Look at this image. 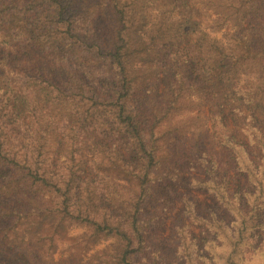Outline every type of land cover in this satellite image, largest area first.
Instances as JSON below:
<instances>
[{"label": "trees", "instance_id": "1", "mask_svg": "<svg viewBox=\"0 0 264 264\" xmlns=\"http://www.w3.org/2000/svg\"><path fill=\"white\" fill-rule=\"evenodd\" d=\"M191 1L0 0L1 253L25 233L29 264H52L54 236L71 223L86 228L76 258L113 240L95 264H167L148 247L162 225L150 211H170L172 189L188 188L231 218L203 219L188 194L178 199L182 215L213 236L204 241L211 260L264 264L255 239L264 214V0ZM206 108L214 138L215 125L222 130L218 149L251 192L229 196L206 145ZM92 126L120 139L131 159L89 141ZM86 144L95 178L82 183ZM173 233L171 264L203 257L185 224ZM46 243L50 259L34 250Z\"/></svg>", "mask_w": 264, "mask_h": 264}, {"label": "rangeland", "instance_id": "2", "mask_svg": "<svg viewBox=\"0 0 264 264\" xmlns=\"http://www.w3.org/2000/svg\"><path fill=\"white\" fill-rule=\"evenodd\" d=\"M200 0H192L191 3L194 6H198L200 4ZM94 88V87H93ZM210 109L206 108L205 116L208 119V128H209V140H207V147L209 150H213L212 153L219 157L222 163V170H221V177H225L226 181L228 182V194L233 199L237 195H242L244 192H251V187L247 184L245 178L240 177L233 169L231 162L229 160V156L227 153L222 152L218 149V135H222V130L216 124V136L211 134L212 125L214 124V116L212 117V113L210 114ZM227 113L223 112L222 116L226 115ZM228 119L227 117H225ZM61 119V118H60ZM63 121H66L63 119ZM231 124V123H230ZM92 130L86 131L88 133L91 142L97 143L103 146L107 151H116L122 158L126 160H130L131 156L125 150L124 144L120 139H117L111 135H109L105 128H94L92 126ZM235 130V128L232 127ZM79 134L82 133V130L78 132ZM234 135L237 132H233ZM63 132L59 133V139L56 142L55 152L53 155V163H56L59 159L60 148L63 144L62 141ZM240 143L246 148L250 159L253 162L257 161V153L251 146V141L248 139L244 142L240 140ZM82 157L84 160V167H83V174L81 178V182L85 183L87 181H92L95 178V174L91 169V162L93 160L92 154L89 152V145L86 144L84 146ZM195 175V174H194ZM2 176V172L0 171V178ZM172 198L174 199L173 208L170 211H150L152 215L158 216L161 221L162 225L160 228L155 229L148 233L147 235V243L149 250H159L162 255L165 257V262L167 264H171L174 261H178V256L176 255V248H177V240L175 239L173 233V226L176 223L185 224L190 233L192 239L195 241L197 250L200 256L193 258L194 264H202L203 261L209 260L212 264H217L211 260V257L207 255L204 250V241L208 239H212L213 236L208 232H204L200 229L199 226L194 225L188 219H186L182 215L183 205L178 202V199L181 195L188 194L190 199L194 202V208L199 216L203 219L216 218L217 220H223L226 223H230L231 218L230 216L225 213L221 208H219L213 199L200 191L188 189V188H181V189H172ZM260 228L256 230L255 239H257L258 243L264 242V214L260 219ZM64 229L61 230V233H57L54 236V254L52 256V264H95V258L101 253H103L106 249H110L113 240H109L106 242H99L91 247L89 253L86 255H80L78 258L75 257L76 255V248H74L75 240L81 237L86 232V228L83 225L78 224H67L64 225ZM25 230V229H24ZM49 230V229H48ZM25 241L20 245H15L13 247L8 248L5 252H0V260H7L15 263H24L29 264V259L31 257L30 247L28 244L29 236L27 234H23ZM7 239H12L10 236ZM34 243V242H33ZM44 251L38 247H35L36 253L41 252L45 259H50L49 253L47 254L48 244H44ZM98 254V255H96ZM207 259H202V258ZM180 258V257H179ZM49 262V261H48ZM49 264H51L49 262ZM181 264V259H179V263ZM257 264H263V262H258Z\"/></svg>", "mask_w": 264, "mask_h": 264}]
</instances>
